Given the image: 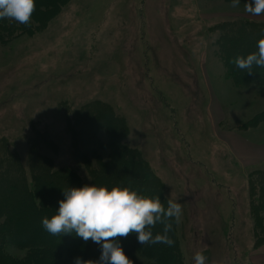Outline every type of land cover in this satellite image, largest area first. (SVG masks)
<instances>
[{"label":"rangeland","instance_id":"obj_1","mask_svg":"<svg viewBox=\"0 0 264 264\" xmlns=\"http://www.w3.org/2000/svg\"><path fill=\"white\" fill-rule=\"evenodd\" d=\"M248 2L232 7L231 0H70L41 32H17L0 43V156L18 158L31 180L30 160L39 151L45 157L35 163L71 167L102 186L101 160L111 149L96 139V154L88 155L84 150L90 149L74 141L67 114L91 102L108 104L125 119L121 144L158 179L155 197L165 207L169 200L181 205L179 220L165 223L172 225L167 236L182 264H194L197 252L205 264H264V211L257 213L264 178L251 177L264 161L252 163L240 144L232 152L223 143L225 131L264 145V85L231 78L221 57L227 23L264 24V11H245ZM247 37L234 46L235 54L254 52L264 35ZM85 125L81 120L75 128ZM125 162L134 173L135 163ZM61 187L53 191L55 206L64 198ZM132 190L154 198L144 183ZM8 197L2 203H20ZM18 209L11 230L32 234L37 223L25 221ZM163 228L152 226L153 236ZM123 238L128 240H115ZM158 244L145 243L128 258L132 264H160L165 258ZM36 251L8 244L0 264H10L6 254L20 259L17 264H50V255Z\"/></svg>","mask_w":264,"mask_h":264},{"label":"trees","instance_id":"obj_2","mask_svg":"<svg viewBox=\"0 0 264 264\" xmlns=\"http://www.w3.org/2000/svg\"><path fill=\"white\" fill-rule=\"evenodd\" d=\"M69 2L70 0H35L34 11L31 13L30 20L27 23H19L15 19L9 18L0 19V43L6 44L9 37L14 36L17 32H24L26 34L41 32L48 22L60 13L61 8ZM226 27L229 28L226 29L227 34L224 37L225 49H223L221 57L224 58L229 68L230 73L228 75L233 79L240 78L246 82L258 81L255 84L258 86L264 85V67L252 66V73H241L239 72L240 68L233 63L236 56H244L246 52V50H243L240 54H235L234 46L239 42L242 43L246 39H249L247 37L248 34L258 33L260 36L264 35V24L249 19H239L238 21L227 23ZM253 46H255L254 51H257L256 44ZM67 119V126L68 128L71 126L70 133L73 135L74 141L80 144V147L83 145L89 148L90 151L84 150L88 155L91 156V152H94L92 142L96 139L99 140L97 144L111 149L109 156L101 160L102 164H104L100 168L103 171L100 179L102 186L107 187L109 190L112 187H117V184L121 188L138 189L144 183L147 193L154 197L156 196L159 184L158 179L148 173L144 161L141 158H136V153L133 149L121 144V138L125 132V119L117 114L111 106L101 102H91L67 114ZM81 120L86 125L79 129L75 128V125ZM99 134L103 136V139L99 138ZM106 141L107 146L103 143ZM90 143L91 145H89ZM11 153L13 152L11 151ZM42 157H45V155L39 151H36L32 155L30 169L33 172V176L29 180L18 158L15 160L12 157L0 156V257H3L6 246L12 244L16 248L38 249L36 252L40 256L50 255L48 256L50 264H75L77 257L82 260H98L101 254V247L91 241L90 238L85 242L74 233H58L53 235L43 228L41 224L42 218L46 215L51 218L56 214V209L59 207L54 204L53 191L55 192L61 183H63L61 192L68 190L70 187H81L86 184H92L84 180L71 167L57 169L52 165V161L46 164H38L36 160L35 163V158ZM126 160L129 161V164L135 163L136 168H134V173L124 167L127 165ZM38 170L43 172L42 177L36 175ZM252 172L251 177L255 176L257 179L264 178V169H256V171ZM137 173H140L138 178L124 179L121 177L123 174L132 176V174L136 175ZM137 179L142 183H139ZM137 193L139 194V192ZM7 195L9 196V200L11 199L13 202L20 200V203H2ZM14 197L17 200H12ZM259 201L263 204H258L257 213L264 211V191L261 192ZM15 209H18L24 215L25 221L37 223L38 226L33 229L32 234L24 233L21 229L16 232L11 230L14 225L12 212ZM127 236L128 240L123 238L119 243L128 257L135 250H141L139 248L141 244L137 241V234L135 232H130ZM46 238L49 239L48 242L44 240ZM109 239L115 240V237ZM158 245L163 247H155V249L162 252L165 258L164 260H158L160 264H182L181 257H177V253L174 255L172 245L169 246L165 243H159ZM4 259L10 264H17L20 261V259L15 261V256L12 254H6ZM33 262L28 261L26 264H33ZM36 264L41 263L37 260Z\"/></svg>","mask_w":264,"mask_h":264},{"label":"clouds","instance_id":"obj_3","mask_svg":"<svg viewBox=\"0 0 264 264\" xmlns=\"http://www.w3.org/2000/svg\"><path fill=\"white\" fill-rule=\"evenodd\" d=\"M240 0H231L236 7ZM35 8V0H0V19H15L27 23ZM245 11L259 15L264 11V0H250L245 3ZM257 51L245 56H237L233 63L240 69L251 72L253 65L264 67V38L257 41ZM64 199L60 200L56 214L51 218H42L41 224L49 233L70 234L82 238L85 242L91 239L100 245L101 254L98 260H82L77 257L75 264H132L125 255L119 241L109 238L127 236L130 232L137 234V241L145 243H165L171 246L172 240L167 236L172 225L165 223L168 219L179 220L182 209L178 202L168 201L165 208L159 196L148 198L139 195L129 187H112L84 185L70 187L63 191ZM164 223L163 234L153 236L151 227ZM194 264H205L206 257L197 252Z\"/></svg>","mask_w":264,"mask_h":264},{"label":"crops","instance_id":"obj_4","mask_svg":"<svg viewBox=\"0 0 264 264\" xmlns=\"http://www.w3.org/2000/svg\"><path fill=\"white\" fill-rule=\"evenodd\" d=\"M223 143L227 145L232 152H234L235 145L240 144L242 153L245 154L243 157L248 160H252V163H258L259 161H264V145H257L250 141H239L241 137L232 132H225ZM241 142V143H239Z\"/></svg>","mask_w":264,"mask_h":264},{"label":"bare ground","instance_id":"obj_5","mask_svg":"<svg viewBox=\"0 0 264 264\" xmlns=\"http://www.w3.org/2000/svg\"><path fill=\"white\" fill-rule=\"evenodd\" d=\"M262 129H260L259 131H261Z\"/></svg>","mask_w":264,"mask_h":264}]
</instances>
